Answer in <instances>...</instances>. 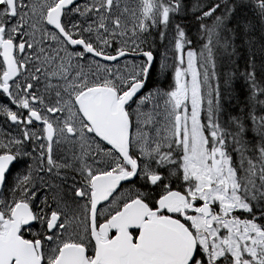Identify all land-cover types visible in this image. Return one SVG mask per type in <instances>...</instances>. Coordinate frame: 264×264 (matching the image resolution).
Instances as JSON below:
<instances>
[{"label": "snow or ice", "instance_id": "6c2138e0", "mask_svg": "<svg viewBox=\"0 0 264 264\" xmlns=\"http://www.w3.org/2000/svg\"><path fill=\"white\" fill-rule=\"evenodd\" d=\"M257 31L264 0H0V264H264Z\"/></svg>", "mask_w": 264, "mask_h": 264}, {"label": "trees", "instance_id": "16d2710c", "mask_svg": "<svg viewBox=\"0 0 264 264\" xmlns=\"http://www.w3.org/2000/svg\"><path fill=\"white\" fill-rule=\"evenodd\" d=\"M257 44L264 42L261 40L260 33L257 31L255 34ZM237 46H238V52L240 56L238 58H234L237 61V64L239 66V70L237 73L236 78L234 79L233 86L236 89L237 94L240 95V98L243 99V93H244V81L242 78L239 77V72L244 71V57L247 54V47L242 44L241 40H237Z\"/></svg>", "mask_w": 264, "mask_h": 264}]
</instances>
